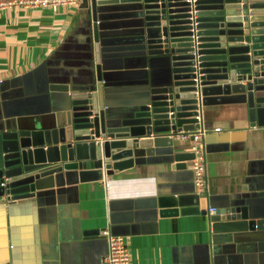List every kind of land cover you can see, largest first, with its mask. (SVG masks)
I'll return each instance as SVG.
<instances>
[{
	"label": "crops",
	"instance_id": "obj_1",
	"mask_svg": "<svg viewBox=\"0 0 264 264\" xmlns=\"http://www.w3.org/2000/svg\"><path fill=\"white\" fill-rule=\"evenodd\" d=\"M128 7L99 11L109 112L136 104L163 77L157 58L148 62L137 51ZM95 82L93 22L86 0L55 12H0V125L66 109L67 94L51 85L83 92ZM199 111L203 129L210 131L204 138L206 195L200 199L206 214H162L169 210L157 205L162 196L198 194L191 160L177 169L174 162L154 158L101 181H82L77 171H63L52 179L51 189L37 192L34 199L0 206V264H100L107 253L104 230L124 238L130 264H215L223 256L239 257L242 263L245 255H260L264 264V231L211 233L209 228L211 208H244L251 219L264 217V127H250L244 104ZM170 134L175 152L192 153L179 133L161 135Z\"/></svg>",
	"mask_w": 264,
	"mask_h": 264
},
{
	"label": "water",
	"instance_id": "obj_2",
	"mask_svg": "<svg viewBox=\"0 0 264 264\" xmlns=\"http://www.w3.org/2000/svg\"><path fill=\"white\" fill-rule=\"evenodd\" d=\"M86 3L93 22L96 84L83 92L51 85L50 89L67 94L66 109L3 121L0 206L34 199L37 192L51 189L52 179L63 171H77L82 181H101L104 175L154 158H165L182 169L193 154L175 152L173 136L161 134L193 131L202 107L244 104L250 127H264V0ZM118 4L129 6L125 11L137 31L132 38L140 56L148 62L157 58L163 77L159 86L151 83L148 95L136 104L109 112L99 11ZM205 195L162 196L157 205L169 210L162 214L204 215L200 199ZM211 209V233L264 231V217L251 219L247 209ZM240 259L223 256L215 264H262L260 255H245L242 263Z\"/></svg>",
	"mask_w": 264,
	"mask_h": 264
},
{
	"label": "built area",
	"instance_id": "obj_3",
	"mask_svg": "<svg viewBox=\"0 0 264 264\" xmlns=\"http://www.w3.org/2000/svg\"><path fill=\"white\" fill-rule=\"evenodd\" d=\"M82 0H0V12L17 9H50L57 11L62 7H76ZM196 120L193 131L179 132V137L184 141H189L190 150L193 154L191 160V171L193 174V184L196 192H205L206 181V152L204 138L210 133L203 129V120L199 110L194 118ZM220 129H215L219 132ZM214 209H210L212 213ZM102 236L107 239V253L101 258L100 264H130L131 256L126 246L125 240L121 236L111 235L107 231H101ZM10 264V263H8Z\"/></svg>",
	"mask_w": 264,
	"mask_h": 264
}]
</instances>
